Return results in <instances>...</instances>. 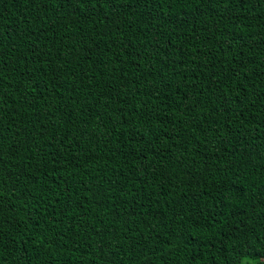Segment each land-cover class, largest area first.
Returning <instances> with one entry per match:
<instances>
[{"label": "trees", "instance_id": "16d2710c", "mask_svg": "<svg viewBox=\"0 0 264 264\" xmlns=\"http://www.w3.org/2000/svg\"><path fill=\"white\" fill-rule=\"evenodd\" d=\"M264 264V0H0V264Z\"/></svg>", "mask_w": 264, "mask_h": 264}, {"label": "rangeland", "instance_id": "374dc122", "mask_svg": "<svg viewBox=\"0 0 264 264\" xmlns=\"http://www.w3.org/2000/svg\"><path fill=\"white\" fill-rule=\"evenodd\" d=\"M248 261H251L252 262V260H247V258H245L242 262H241V264H246Z\"/></svg>", "mask_w": 264, "mask_h": 264}]
</instances>
